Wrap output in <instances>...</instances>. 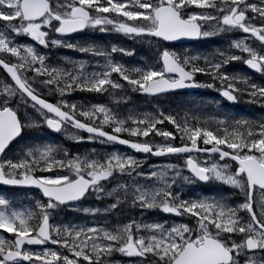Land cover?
I'll list each match as a JSON object with an SVG mask.
<instances>
[{"label": "snow or ice", "instance_id": "1", "mask_svg": "<svg viewBox=\"0 0 264 264\" xmlns=\"http://www.w3.org/2000/svg\"><path fill=\"white\" fill-rule=\"evenodd\" d=\"M59 7V6H57ZM187 7H195L200 12L184 15L182 10ZM63 11L53 9L49 0H43V7L39 11H32L30 6L25 5V0H0V21L7 22L6 27L13 33L30 36L38 44L47 47L46 37L48 33L41 30L48 28L52 24L53 30L59 35L82 30L85 27L108 31L105 26L112 25V30L125 34L131 38L157 37L164 41H173L181 37L200 38L202 36L215 35L231 29H239L244 33H249L256 40L264 45V7H249L246 0H221L218 4L216 0H135L128 3L127 0H65ZM88 9H92L94 15H90ZM212 9L214 11H208ZM257 14L262 18L261 26L251 23L246 16L247 12ZM117 14L124 17L114 23L112 19L103 14ZM255 19V16L252 17ZM16 21V23H12ZM131 22V23H129ZM214 22V23H212ZM208 23L212 27L210 30H201V24ZM58 41L53 40L52 44ZM11 41L3 33H0V53H11L19 60L26 63L37 76L48 77L43 81L45 85H56L63 80V87L57 91L63 94L66 91L80 89L82 91L100 92L105 85L112 88H121L122 84L113 81L110 77L112 73H117L120 79L127 82V85L134 91L147 93L149 95L163 93L169 89L184 87H213L212 83L197 84L193 82L194 73H203L210 76L212 81H220L221 94L229 101H236L238 93L247 91L250 103H259L264 106V87L250 84L246 80L238 77H230L220 72V68L232 61H243L251 69L264 75V53H258L254 49L246 46L243 40L234 42L232 47L238 49L246 56L235 53L220 54V59L216 62L204 61L201 66L196 63L190 65V70L185 71V66L190 64L188 59L182 63L175 53L162 50L159 60L162 67L159 70L141 71L139 69L129 70L121 65L114 64L109 59V53L91 47L78 49L84 53H91L104 57L107 61L105 70L97 74L92 79L83 77L84 65L76 66V72H61L55 68H49L45 64V56L39 55L32 47L23 48V53L16 46H10ZM68 47H72L68 45ZM112 53L122 52L131 55V51L113 48ZM192 58L191 61H195ZM39 65V67H32ZM24 64H8L0 61L2 67L11 77L15 87H6L5 95L11 97L16 95L17 90L32 101V106L37 111L46 110L47 113L54 114L59 119L47 117L45 123L55 131L61 130V125L71 122L73 127L82 129L92 135L103 136L110 142L128 144L136 151L152 152L153 155L178 154L200 151L197 148V138H201L205 145L212 144L211 153H218L220 159H229L236 162L234 170L225 172L223 168L216 164L201 166L194 162L192 158L186 160L187 168L199 180L207 181L214 178L235 188H240L244 192V203L237 208L243 210L248 216V222L240 225L236 219V209L230 208L219 201H181L178 196L170 191L171 185L166 183L165 173L153 171L155 177L164 184L158 191L160 199L153 195L141 193L136 198V204L142 209L159 208L165 213H172L177 216L191 215L196 217V222L200 226V231L195 239L185 237V233L190 229L184 224H176L165 228L161 224L144 225V228L153 232L163 233L161 237L149 239L145 242L137 233L141 225L133 221L117 228L116 231H109L104 228L81 227V226H55L49 223L50 214L48 209L70 201H76L82 197L89 188H96L98 183L107 179L114 171L125 172L137 165L132 158H121L113 155L105 163L100 164L95 161L87 162V176L85 179L82 172L79 158L58 160L53 153L57 151L54 147L37 148L29 151L26 158L17 162L0 161V183L7 185H31L40 188L48 204L42 206L37 204L40 221L33 227L28 223L25 216L19 213H12L11 216L0 211V229L13 232L15 239L5 241L0 239V264H79L85 261L87 264H108L102 257H107L118 252L128 257H156V264H192L196 259V253L200 257L206 255V250L210 247L219 251L221 258L218 264H238L237 257L247 256L246 264H255L258 253L264 250V212L257 215L253 208L254 190H264V123L257 124L254 121L237 120L227 124L217 132L221 135H214L206 124L189 128L186 122L180 121L171 114L160 112L158 116L149 114L141 118H129L135 127L123 129L124 121H117L107 109L93 106L89 111H80L79 115L85 118L92 117L95 113L103 115L101 125H111L112 132L120 133L127 131L128 135L147 136L150 132L161 136L166 140L171 137V133L159 129L157 124L165 121L172 124L181 133V139L187 137L191 141V148L187 145L182 147L166 144L156 146L153 152L150 144L130 143L127 140L119 139L116 135H109L101 128H92L85 123L75 119L77 106L64 105L69 111H62L59 106L47 103L34 93L19 74L18 70ZM131 73H136L132 75ZM166 73H175L176 78L165 76ZM186 81L188 83H186ZM237 83H244L246 88L237 87ZM38 106V107H37ZM43 114V112H42ZM220 126L226 125V121H217ZM258 129V130H257ZM21 131V124L18 120L16 110L10 106L6 99L0 102V153ZM75 139H80L76 137ZM220 145L231 149V152L223 151ZM247 149V151H245ZM67 155V153H65ZM67 166L71 169L74 178L57 175L56 178L33 177L32 172H48L53 168ZM171 168L172 165H168ZM119 201L113 205L116 207ZM0 205H6L0 199ZM29 216L31 213L28 214ZM17 225V227H14ZM208 225H212L218 232L237 233L240 235L239 242L233 241L231 246L224 240H219L209 231ZM135 228V232L133 229ZM34 232L35 235H29ZM126 234V238L121 240L120 233ZM55 233V237H53ZM25 237H27L25 239ZM51 243L60 248H66L73 257L58 253L52 249H45L42 252H32L22 250L24 244H45ZM147 259H137L135 264H144Z\"/></svg>", "mask_w": 264, "mask_h": 264}, {"label": "rangeland", "instance_id": "2", "mask_svg": "<svg viewBox=\"0 0 264 264\" xmlns=\"http://www.w3.org/2000/svg\"><path fill=\"white\" fill-rule=\"evenodd\" d=\"M52 4V7L54 10L62 12L63 5L65 4V0H49ZM115 2V0H114ZM128 3L135 2V0H127ZM158 2V0H153V3ZM221 0H216V3H220ZM64 3V4H63ZM59 6V7H57ZM62 8V9H61ZM184 12H190V14L194 12H200L201 10H191V7H187L183 9ZM208 11H214L212 9H208ZM112 16V19L114 22H117L118 20L125 19L124 17H119L117 14H109ZM188 15V14H187ZM0 23H4V21H0ZM7 23V22H5ZM13 23H16V21H13ZM131 23V22H129ZM214 23V22H212ZM207 26V30L211 29V25L208 23H205ZM44 29V28H42ZM224 32H220L215 35L206 36V39L209 37H213L216 39V37L220 38L223 36ZM33 42V39H31ZM243 40L244 44L252 49H256V46L254 45V40L249 39L244 34H241V36L224 38V41L222 44L224 48H221V45L217 48H208L206 53L207 56L205 57V61L210 62H216L220 54H227L231 49H233V53L241 56H246L245 53H241L238 49L233 48L232 45L234 42H239ZM11 44L10 46H16L18 47L21 52L23 53V48L29 47L30 45H26L23 43H20L16 40H10ZM57 41V40H56ZM214 41V40H213ZM228 45L229 49L225 45ZM30 47L36 50V52L39 55L41 54V49H39L38 44L32 43ZM60 43L58 42L57 45ZM119 48L116 45L112 46L113 48ZM120 49V48H119ZM227 51V52H226ZM132 53V52H131ZM133 54L126 55L122 52H116L111 53V55L108 57L111 59V61L114 64H118L123 66L126 69L134 70L139 69L141 71H147L149 69L151 70H159L157 67L156 62L153 59H142L139 60V64L141 66H137L132 61ZM219 55V57H218ZM16 61H18L20 64H24L27 67V71L32 72L34 77H32V83L35 86L36 92L40 96H51V95H57L58 94V106L64 109L66 112L69 111L68 108H65L64 105H72L75 104L77 106V112L75 115V119L79 120L81 123H85L89 126L94 127L95 124H98L101 126L100 128H107L112 127L111 125L105 124L101 125V120L103 119V115L100 113H95L90 118H85L83 116L79 115L80 111H89L93 108V106H99L103 107L108 110V112L113 116L117 121H124L123 125L121 127L123 129H129L128 125L125 123H130L131 118H141L145 114L158 116L159 113L154 110H147V103H144L143 101L141 103L137 102L135 98L133 97V94L139 91H134L131 87L127 85V82L120 79L119 75L117 73L111 74V79L113 81H116L123 85L121 88H112L110 85H105L104 90L100 92H94V91H82L80 89H73L70 91H66L63 94L57 91V88H62L63 80L60 81L59 84L56 85H45L43 81L47 79L48 77L40 75L37 76L33 71H31V68L24 63L23 61L19 60L18 57H15ZM107 62H94L93 64H85L79 60L76 59H68L65 64H61L60 62L50 63L45 59V64L49 68H55L60 70L61 72H76V66L79 64L84 65V73L83 77L86 79H92L97 74H101L105 70V65ZM235 63V68L233 69V64ZM191 64V63H190ZM190 64L188 65V68L190 69ZM233 64L230 65L231 68H227L225 66H222L220 68V72L230 76V77H238L241 80H246L250 84H257V81L252 78H247L237 75V71L235 70L238 66L241 64H244V62L241 61H234ZM238 65V66H237ZM32 67H39V65H32ZM132 75H136V73H131ZM35 78V80H33ZM212 83L213 87H207L211 92H221L220 91V81H212L210 76H207V79L204 81V84ZM237 87L241 89H245L246 86L244 83H237ZM6 87H13L12 84H8L6 82L0 81V102H3L4 100H8L11 107H13L18 114H20V118L23 121L24 126H26L30 131L39 130V128H42L43 126H46L45 119L48 117L45 113L42 114L41 111H37L36 108H34L22 95H20L18 92H16V95L7 97L5 93ZM260 87H263V84H261ZM130 94V95H129ZM240 97H244V100L249 101V96L247 95V91H244L243 93H238ZM195 98H190L188 101H186V104L189 106H193L195 102H192ZM134 101V104L136 107H133V104H131L132 107H128V102ZM164 101H160L158 104H162ZM143 103V104H142ZM156 104L155 106L157 107ZM255 105H260L259 103H256ZM155 107V108H156ZM151 108V109H155ZM133 112V113H131ZM197 115H200V113H197ZM183 119V118H181ZM192 119L194 121L201 125L210 127L209 124L215 122V126L218 128L220 127L223 129L226 126H220L216 122L217 121H205L203 119H198L192 116ZM185 122L184 120H182ZM221 121V120H219ZM189 128H194L195 126L191 125L186 121ZM217 124V125H216ZM198 126V125H197ZM196 126V127H197ZM214 126V125H212ZM214 126V127H215ZM132 127H135V125H132ZM211 128V127H210ZM213 131H215L213 129ZM122 132V131H121ZM120 132V133H121ZM154 132H150L149 135L145 136V138H149L151 140L142 141L140 140L139 143L142 144H150L153 149L156 150V146H162L166 144H172L173 146H176L174 142L176 141L175 136H171L167 140L161 136L154 135ZM222 134V131L220 132ZM42 135V134H41ZM40 134L37 135V138L33 141H26L23 145L24 148H26L25 154H27L29 151H33L37 148H45V147H54L56 149H59V147H56L54 143H50L51 141L46 136H41ZM114 135L119 136V133H115ZM61 138H63L64 141H67L68 143L72 142H79V143H90V148L93 149L94 146L97 148L96 150H91L89 155H77L76 157H73L71 159L79 158L81 162L82 172L85 175V179H90V177L87 176L88 169L86 167L87 162L95 161L100 164L105 163L110 157L113 155L120 156L121 158H132L137 162V165L132 168L128 169L125 172H119L114 171L111 176H109L107 179L101 180L96 188H91V191L89 193V196L85 198V200L66 206L63 209H58V206H55L53 208L48 209V212L50 214V220L51 225L55 226H64V227H71V226H81V227H96V228H104L109 231H116L117 228L123 227V225L132 223L135 221L136 223L141 225V229L137 235H139L145 242H148L149 239H155L157 237H161L163 233L160 232H153L150 230H147L144 228V225H150V224H161L164 225L165 228L170 227L172 225L176 224H184L186 225L190 231L185 233V237L189 239H195L196 234L200 231V226L196 222L197 218L193 217L191 215L185 214L177 216L172 213H165L159 208L154 209H142L140 206L136 204V198L141 194H147L149 197L155 196L157 200L160 199V196L158 194V191L164 187V184L161 183V181L155 177H152L153 171L156 172H164L165 173V182L171 185L170 191L173 192L176 196L179 197L181 200L182 196L185 195L186 199L189 201H201V200H207L209 202L211 201H219L221 202V196L218 198L217 193L213 195V197L209 196V193L207 194V197H204L202 194L201 199V189H199V184L190 176L187 170L186 166V158H175V159H164L157 161L153 158H145L141 157L138 154H135L130 151H126L122 148H117L114 146H111L110 144L101 141L96 140L93 138H90L88 136H84L80 132L76 131L75 129L71 127H65L63 130V133L60 135ZM76 137H80V139H75ZM144 138V139H145ZM136 141V140H133ZM188 141V140H187ZM190 141V140H189ZM203 143V140L201 138H197V148L205 147L206 149L212 148V144H207L202 146L200 143ZM138 142V141H136ZM188 147H191L190 144H185ZM21 147V146H20ZM182 147V145H181ZM204 149V148H203ZM228 152H231V149H225ZM247 151V150H245ZM53 156L55 158L56 154L53 153ZM26 158V156H25ZM19 159V158H18ZM56 159V158H55ZM193 159L198 162L201 166L208 164L209 166L212 164H216L217 166L223 168V170L227 172H231L234 170V167L232 163H220L217 158H210L205 156H194ZM4 161H12L10 159L4 160ZM19 161V160H17ZM16 161V162H17ZM13 162V161H12ZM168 165H172L171 168H168ZM60 176H68L70 179L74 178V175L68 174V168L67 166L62 168H57V172L55 173H48L43 176L39 177H48V178H56L57 175ZM33 175V174H32ZM222 185H225L227 187L235 188L231 185L225 184L221 181H218L214 178H211V184L210 187L212 188V193L216 192L217 188ZM97 188H99V191H97ZM238 189L241 193L242 199L245 200L244 192L241 191L240 188ZM114 190V191H113ZM219 192V189L217 190ZM240 196V195H239ZM7 196L0 195V199L4 200L6 205H0V211L4 212L6 215L11 216L12 213H19L25 216L28 220V223L35 227L38 225L40 221L37 204L42 205L40 202V197L37 198L36 196H21L15 199L14 201L8 200ZM262 200V203L264 205V198H260ZM119 201L118 205L116 207H113L116 202ZM111 203V204H108ZM222 203V202H221ZM244 203L241 201V204ZM240 204V205H241ZM46 206V205H42ZM119 210L117 214V210ZM231 208V207H230ZM111 209L116 211V214L114 217L118 220H114L111 222ZM237 214L236 217L239 215V217H242L245 213L243 210L236 209ZM133 212V214H131ZM138 212V213H135ZM264 212V210H263ZM31 213L29 216L28 214ZM69 213V214H67ZM71 214V217L69 221H66V217ZM247 216V214H246ZM248 217V216H247ZM183 220V222H182ZM14 227H17V225H14ZM209 231L211 233L218 232L217 229H215L212 225H208ZM135 232V228L133 229ZM29 235H35L34 232H30ZM53 237H55V233L52 234ZM223 235H230L229 233H223ZM121 240H124L126 238V234L121 232L120 233ZM0 239L7 241H13L15 239V235L13 232H7L3 229H0ZM46 249H52L57 251L60 254L68 255L70 254V259H78L72 256L70 252L66 248H60L58 245L51 244ZM29 250V249H26ZM45 250V249H44ZM42 250H29L32 252H42ZM102 259H105L108 264H135V261L137 259H147L144 261V264H156V257H151L149 255H146V257H128L121 255L118 252H113L112 255L107 257H102ZM79 264H87L85 261H80ZM256 264H264V256H259L256 259Z\"/></svg>", "mask_w": 264, "mask_h": 264}, {"label": "flooded vegetation", "instance_id": "3", "mask_svg": "<svg viewBox=\"0 0 264 264\" xmlns=\"http://www.w3.org/2000/svg\"><path fill=\"white\" fill-rule=\"evenodd\" d=\"M50 5L52 6L51 2L49 1ZM246 3L249 7L251 6H257V7H264V0H246ZM64 4V3H63ZM62 9V8H61ZM62 9L61 11H63ZM191 10L195 11L198 10L195 7H191ZM90 15H94L92 12V9H88ZM183 14L186 16L187 14H190V12H184L182 10ZM108 16L110 19H112V16L109 14H103ZM246 16L250 20L251 23L255 24L256 26H261L262 18L259 17L257 14H254L252 12H247ZM255 16V19H252V17ZM113 20V19H112ZM13 23V22H12ZM56 22L53 21L52 24H55ZM115 23V22H114ZM52 24L48 26V28L41 29L43 31H46L48 33V36L46 37L48 41V46L44 47L40 44H38L36 41L33 40L34 43L38 44L39 49H41L42 56H45L47 61L50 63L60 62L61 64H65L68 59H76L79 60L85 64H93L94 62H107L104 57L96 56L91 53H84L79 51L80 48H87L91 47L94 49H99L104 51L105 53H109V56L111 55L112 46L116 45L120 49L129 50L132 52L133 60H142V59H153L157 67L160 69L162 67V62L159 60V55L162 50H167L169 52L175 53L178 57L179 61L182 63L185 59H188L190 63H196L201 66L204 65L205 57L207 56V49L208 48H217L221 45V48H224L222 44L224 41V38L231 39L232 37L241 36V34H244L243 31H240L239 29H231L227 30L222 37L214 39L213 37H209V39H206V36H202L198 38V40L188 43V44H174V43H166L160 39H157L155 37H136L131 38L125 34H122L120 32H116L112 30V25H106L105 27L109 29L108 31H99L94 28L85 27L82 30H77L75 32L69 33L68 35H59L57 34L52 27ZM207 26L205 23L201 24V30L206 31ZM0 33H3L6 37H8L10 40H16L20 43L26 44V45H33L32 38L25 34H18L13 33L11 29L6 27V23H0ZM254 40V45L256 46L255 51L258 53H264V45H261L260 41L249 38ZM53 40H57L60 44H52ZM214 40V41H213ZM68 45H71L72 47H68ZM226 47L229 49L228 45L225 42ZM144 49L148 50L151 57L144 53ZM227 52V51H226ZM233 53V49H231L227 54ZM219 57V55H218ZM192 58H196L195 61H191ZM220 59V57H219ZM0 61L3 63L8 64H20L18 61H16L15 57L11 55V53H0ZM234 61L229 62L223 66L227 68H231L230 65L233 64ZM190 64V65H191ZM238 66V65H237ZM235 63L233 64V69L235 68ZM185 69L189 71L190 69L188 66H185ZM237 75H241L247 78H252L257 81V86H261L263 84L264 87V75H262L259 72L251 73L247 69V64H241L236 69ZM18 74L27 81L29 86L34 90L35 86L32 83V77L34 75L32 72L27 71L26 65H24L22 68L18 70ZM195 76V82L197 84H204V81L207 79V75L203 73H194ZM35 80V78H33ZM0 81L6 82L8 84H11L12 82L10 79L6 76L3 69L0 68ZM206 88V87H205ZM36 92V90H34ZM36 94V93H35ZM38 94V93H37ZM207 94L209 95V91H207ZM214 96H216L219 100V102L227 103V107L225 108L226 111H232L234 114V117L237 120H248V121H254L257 124L264 123V106L255 105V103H250L248 100H244V97H240L236 101H229L227 100L221 92H214ZM39 95V94H38ZM200 94L194 93V94H185L181 95L185 98L188 97L189 99L192 97H197ZM206 95V94H205ZM40 96V95H39ZM167 96H160L157 97L155 100L156 102L164 101ZM222 109V108H221ZM258 130V129H257ZM187 159V158H186ZM236 164L233 165L235 168ZM201 189V199L202 194L204 197H207L208 193L209 196L213 197L215 193H217V197L220 198L221 196V202L225 204L228 207H231L233 209H237V207L241 204V201L244 202L243 197H241V193L238 189L227 187L225 185L219 186L217 190L219 189V192H213L211 187L209 188H199ZM240 195V196H239ZM254 201H253V208L255 209L257 215H259L260 212H263L264 205L262 203V200L260 198H264V190H254ZM181 199H186L185 195H181ZM48 204V201H47ZM58 206V209H62L63 206ZM239 210V209H238ZM238 223L240 225H245L248 222V217L246 216V213L243 214L242 217H239V215L236 217ZM183 222V220H182ZM49 223L51 224V220L49 219ZM216 236L219 240H224L226 243L231 246L232 242H239L240 235L233 232L230 235H223V232H216L212 233ZM50 243H48L44 249L48 248ZM27 249V248H24ZM43 249V250H44ZM71 257L70 254L66 255ZM264 256V250L259 251L258 256ZM70 259V258H69ZM238 264H246L247 256L241 255L237 257ZM256 264V261H255Z\"/></svg>", "mask_w": 264, "mask_h": 264}, {"label": "trees", "instance_id": "4", "mask_svg": "<svg viewBox=\"0 0 264 264\" xmlns=\"http://www.w3.org/2000/svg\"><path fill=\"white\" fill-rule=\"evenodd\" d=\"M144 53H147L150 57V53L148 50L144 49ZM134 64H136L137 66H141L139 64V61H137L136 59L134 61H132ZM35 90V89H34ZM35 92V91H34ZM37 94V92H35ZM38 95V94H37ZM130 95V94H129ZM213 95V94H212ZM209 95H202L199 97H196L195 99L191 100L192 102H195V104L193 106H189L186 104V101H188V97L185 96L182 97L180 95H173V96H168L165 98L164 102L162 104H158L159 102H156L155 99H150V98H144L138 95V92L133 94V97L135 98V100L139 103H141L142 101L144 103H147V110H154L158 113L163 112L165 114H171L173 115L175 118H177L178 120L182 121L184 120L185 122L187 121L191 125L193 126H201L199 125L196 120L194 121V119H192V116L198 119H203L205 121H219V120H223L226 121V125L230 124V123H234L236 121V119L233 117L232 112L231 111H226L225 108L227 107V103H222L219 102L218 98L216 96H210ZM52 103H58V94L57 95H51L48 97L47 96H40ZM131 104H133V107H136L134 104V101H129L128 102V107H132ZM143 104V103H142ZM156 104L157 107L155 106ZM156 107V108H155ZM151 108H155V109H151ZM222 108V109H221ZM133 113V112H131ZM197 113H200V115H197ZM19 117L20 114H18ZM233 117V118H232ZM183 118V119H181ZM22 121V119H21ZM23 124V121H22ZM128 125V128H132V123H125ZM215 122L210 123L209 129L213 131V129L215 131H213L214 135H221L220 133H218L217 127L215 126ZM217 125V124H216ZM197 126V127H198ZM95 128H100L101 126H99L98 124L94 125ZM157 128L159 129H163L166 130L168 132L171 133V136H175L176 137V141L174 142V144L177 147H181L185 146V144H190L191 141L188 140L187 137H184L183 139H181V133L177 131V129L170 123H168L167 121L161 123V124H157L156 125ZM23 135L20 137L19 140H17L12 147L8 150V152L5 154L4 158L2 159V161L10 159L13 162H16L17 160H21L23 158H25L26 154V148L23 147V145L25 144L26 141H31L33 139V141L37 138V135H41V136H46L51 142L50 143H54V145L56 147H59V149H57V151L55 152L56 156L55 158L58 160H67V159H71L73 157H76L77 155H89L91 150L93 149H97L94 146L93 149H91L90 143L89 144H83V143H79L77 141L72 142V143H68L67 141H64L63 138H61L60 136H56L51 134L46 126H43L42 128H39V130H34V131H30L26 126H24L23 124ZM101 130L110 133V134H114L112 132V127H107V128H101ZM155 135V134H154ZM119 136L121 138H124L126 140H136L138 142H140V140L142 141H146L149 142L147 140H151L149 138H145V136H140V135H135V136H130L128 135L127 131H122L121 133H119ZM145 138V139H144ZM188 140V141H187ZM135 141V142H136ZM202 146H205L202 141L200 143ZM21 146V147H20ZM221 149H228L226 148L224 145H220L218 146ZM200 148H205V147H200ZM247 150V149H245ZM65 153H67V155H65ZM19 158V159H18ZM57 172V168H53L51 171L48 172H40L38 169L34 170L32 172L33 175L35 176H43L46 175L48 173H55ZM0 195H4L7 196L8 200L14 201L15 199H17L18 197L21 196H36L37 198L40 199V202L42 203V205H47V202L38 194L35 192H30V191H22V190H10V189H5V188H0ZM181 201H189L187 199H181ZM111 204V203H108ZM117 210V214H118V209ZM112 215H111V222L114 220H118L116 219L114 216L117 215L116 211L111 209ZM138 213V212H135ZM69 214V213H67ZM131 214H133V212H131ZM71 217V214L68 215L66 217V221H69Z\"/></svg>", "mask_w": 264, "mask_h": 264}, {"label": "water", "instance_id": "5", "mask_svg": "<svg viewBox=\"0 0 264 264\" xmlns=\"http://www.w3.org/2000/svg\"><path fill=\"white\" fill-rule=\"evenodd\" d=\"M25 5L26 6H30V9L32 11H39L42 7H43V0H25ZM69 34V33H68ZM68 34H65V35H68ZM245 35L247 36H251L249 33H245ZM252 37V36H251ZM157 38V37H155ZM255 38V37H254ZM159 39V38H157ZM256 39V38H255ZM162 40V39H160ZM198 40V38H191V37H181V38H178L176 40H173V41H164L166 43H174V44H188V43H191V42H194ZM2 68V67H1ZM247 68L250 70V71H254L253 69H251L248 65H247ZM3 69V68H2ZM4 70V69H3ZM5 71V70H4ZM187 71V70H185ZM256 72V71H255ZM7 77L11 80V77L9 76V74L5 71ZM166 76H171V77H174L176 78V74L175 73H166L165 74ZM195 80V76L193 75V82ZM12 81V80H11ZM12 83L14 84V82L12 81ZM186 83H188L186 81ZM15 85V84H14ZM205 90L201 87H184V88H178V89H169L168 91L166 92H163V93H157V94H153V95H149L147 93H143V92H140V95L141 96H146V97H160V96H165V95H170V94H180V93H193V92H204ZM22 95V94H21ZM25 97L30 104H32L33 102L30 101L26 96H23ZM47 102V101H46ZM49 103V102H47ZM51 104V103H50ZM53 105V104H52ZM55 106V105H54ZM38 107V106H37ZM63 111V110H62ZM41 112H44L45 114H47L48 116H50L51 118H54V119H59L57 117L54 116V114L52 113H47L46 110H41ZM17 114V113H16ZM18 117V120L21 124V121L19 119V116L17 115ZM66 124V125H69L71 126L73 129L81 132L82 134L84 135H87L89 136L90 134L82 129H79V128H76V127H73L72 126V123L71 122H65L61 125V130L60 131H55L53 129H51L50 127L47 126V129L55 134V135H59L62 130H63V125ZM92 127V126H90ZM92 128H95V127H92ZM23 133V129H22V124H21V131L19 133V135H17L7 146L6 148L3 150L2 153H0V160L1 158L4 156V154L7 152V150L11 147V145L16 141L18 140L21 135ZM107 133V132H106ZM109 134V133H107ZM109 135H113V134H109ZM90 137V136H89ZM92 138H95V139H98V140H101V141H104L106 143H109V144H112V145H116V146H119L123 149H126V150H130V151H134L135 153L139 154V155H142V156H151L155 159H165V158H172V157H177V156H188L189 158H192L191 156H195V155H203V156H208V157H213V156H217L219 157V154L218 153H211L210 149H201L200 151H196V150H193L191 152H185V153H178V154H165V155H153L152 152H142V151H136L135 149L131 148L128 144H122V143H118V142H110L108 140H106L103 136H100V135H92L91 136ZM119 139H122V140H126V139H123L121 137L118 136ZM129 141L130 143H138V142H134V141H130V140H127ZM141 144V143H140ZM191 148V147H189ZM200 149V148H198ZM153 150V148H152ZM153 152H155L153 150ZM193 159V158H192ZM194 160V159H193ZM220 162H224V161H231L227 158L225 159H220L219 160ZM195 162V160H194ZM233 163H236L235 161H231ZM188 172L189 174L196 180L198 181L200 184L204 185V186H207L209 185L210 183V179L207 180V181H202V180H199L197 177H195L192 172L188 169ZM34 177V176H33ZM35 178V177H34ZM0 186H3V187H7V188H11V189H31V190H35L37 192H39L46 200H48L47 197L44 196L42 190L36 186H31V185H7V184H2L0 183ZM90 191V188L88 190H86L85 194L80 197L79 199H77L76 201H70V202H66V203H63V204H58V205H67V204H70V203H74V202H79L81 200H83L89 193ZM27 237H25L26 239ZM25 246H28L29 248L31 249H42L45 247V244H32V245H29V244H24L22 246V250H24V247ZM196 259L192 262V264H218V261L219 259L221 258L220 256V253L217 249L215 248H212L210 247L209 249L206 250V255L203 256V257H200V254L199 253H196L194 254ZM25 264H28V262H24Z\"/></svg>", "mask_w": 264, "mask_h": 264}, {"label": "clouds", "instance_id": "6", "mask_svg": "<svg viewBox=\"0 0 264 264\" xmlns=\"http://www.w3.org/2000/svg\"><path fill=\"white\" fill-rule=\"evenodd\" d=\"M68 174L71 175L72 172H71V169H68ZM97 191H99V188H97ZM114 191V190H113Z\"/></svg>", "mask_w": 264, "mask_h": 264}]
</instances>
